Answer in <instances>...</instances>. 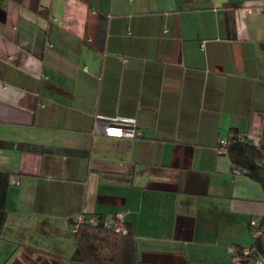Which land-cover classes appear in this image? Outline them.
<instances>
[{
    "label": "crops",
    "instance_id": "obj_1",
    "mask_svg": "<svg viewBox=\"0 0 264 264\" xmlns=\"http://www.w3.org/2000/svg\"><path fill=\"white\" fill-rule=\"evenodd\" d=\"M234 130L264 146V0H0L5 264H76L82 213H122L139 264H258L229 254L264 218L261 184L218 152Z\"/></svg>",
    "mask_w": 264,
    "mask_h": 264
},
{
    "label": "trees",
    "instance_id": "obj_2",
    "mask_svg": "<svg viewBox=\"0 0 264 264\" xmlns=\"http://www.w3.org/2000/svg\"><path fill=\"white\" fill-rule=\"evenodd\" d=\"M11 1L19 5L24 2V0ZM185 1L190 2V0ZM30 7L40 14H45L44 11L39 10L36 2H31ZM229 140L227 155L233 164V169L242 170L252 180L260 183L264 190V146H256L247 137L239 136L236 130L232 132ZM10 179L11 174L0 172V240L9 217L7 197L11 185ZM96 217L101 223L99 226L84 224L76 233H72L76 250L70 260L86 264H139L137 240L130 226L125 223L126 232L117 233L103 226V222L107 220L106 217ZM260 226L263 232L261 236L255 238L252 248L264 259V218ZM26 251L32 254H44L32 247H26Z\"/></svg>",
    "mask_w": 264,
    "mask_h": 264
},
{
    "label": "built area",
    "instance_id": "obj_3",
    "mask_svg": "<svg viewBox=\"0 0 264 264\" xmlns=\"http://www.w3.org/2000/svg\"><path fill=\"white\" fill-rule=\"evenodd\" d=\"M96 130H101L102 133L107 137L112 138H127L135 139L143 137V132L137 128L136 121L129 123H123L120 121H114L111 123H102L96 120L95 124ZM230 145V140H221L218 145V152L220 154H227L228 147ZM234 173L240 174L243 173L240 169L234 168ZM11 184L18 185L19 179L15 176H11ZM125 218L122 213L116 214L114 217L107 219L103 222V226L107 229H113L117 233H125ZM90 224L92 226H99L101 223L96 216L88 215L82 213L76 215L70 220V229L72 233H76L81 225ZM252 233L255 238L261 236L263 229L260 226V223L253 222L251 224ZM229 254L234 262L243 263L246 260H255L258 264H264V259H262L256 253V250L252 247H229Z\"/></svg>",
    "mask_w": 264,
    "mask_h": 264
},
{
    "label": "rangeland",
    "instance_id": "obj_4",
    "mask_svg": "<svg viewBox=\"0 0 264 264\" xmlns=\"http://www.w3.org/2000/svg\"><path fill=\"white\" fill-rule=\"evenodd\" d=\"M69 238H70V243L75 244V239L71 230L69 231ZM17 239H18L17 237H14V239L12 240V242L14 243H11L9 245H4L5 243L3 244L2 242H0V264H5L7 259H9L12 256V253L16 252L19 249V240ZM6 248L11 249L12 252H9L7 250L5 251ZM76 264H86V263L76 262Z\"/></svg>",
    "mask_w": 264,
    "mask_h": 264
}]
</instances>
